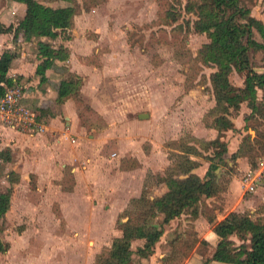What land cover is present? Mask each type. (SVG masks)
<instances>
[{
	"label": "rangeland",
	"instance_id": "1",
	"mask_svg": "<svg viewBox=\"0 0 264 264\" xmlns=\"http://www.w3.org/2000/svg\"><path fill=\"white\" fill-rule=\"evenodd\" d=\"M39 1L52 6L74 4L78 9L72 25L58 30L50 40L67 50V58L57 62L53 73L70 79L72 91L67 100L61 98L66 100L62 109L59 100L40 109V121L45 118L50 123L52 116L60 115L56 127L44 130L53 133V148L63 151L53 166L60 168L61 177L66 168L78 176L71 190H67L71 188L68 175L62 187L57 178L45 182L47 167L41 163L50 154L39 157L44 148L39 143L41 133L20 128L26 132H20L24 139L17 142L0 123V190L11 186L12 193L9 208L0 217V264H108L111 242L121 233V223L129 216L137 219L142 209L131 198L126 205L121 202L123 209L115 216L108 205L115 207L124 193L125 198L142 185L146 196L159 192L162 177L188 157L197 161L199 171L211 160L218 162L217 200L225 174L236 172L247 194L253 193L245 191L248 173L257 174L256 187L263 184L264 89L257 90V110L251 112L247 101L241 100L237 108L229 109L231 128L214 126L221 111L211 79L217 66L203 60L200 50L210 41L209 33L196 30L197 12L186 8L187 2L194 5L198 0ZM242 3L264 23V0ZM9 11L3 18L5 25L17 24L24 13L21 4L11 3ZM253 35L261 40L257 32ZM16 42L18 51L24 46L35 52L36 38L22 35ZM249 55L253 68L264 70V52L250 48ZM228 79L242 87L244 72L233 68ZM51 93L54 97L55 92ZM62 111L70 117L69 123ZM141 112L148 116L139 117ZM217 136L227 144L225 161L215 155L219 145L210 142ZM33 157L37 165L27 162ZM90 157L91 164L96 158L99 163L87 172L88 166L81 165ZM33 170L36 174L31 176ZM122 175L144 181L131 182L134 189L110 188L107 183L118 182ZM15 177L17 182L12 180ZM86 187L89 190L83 192ZM105 190L112 191L114 199H108ZM205 205L203 210L210 215L213 208ZM259 211L264 219V207ZM187 234L185 239L174 236L159 264H182L196 241L194 233ZM204 247L198 250L205 253Z\"/></svg>",
	"mask_w": 264,
	"mask_h": 264
},
{
	"label": "trees",
	"instance_id": "2",
	"mask_svg": "<svg viewBox=\"0 0 264 264\" xmlns=\"http://www.w3.org/2000/svg\"><path fill=\"white\" fill-rule=\"evenodd\" d=\"M25 4V13L16 25L3 26L0 22V32L13 33L14 47L4 50L0 55V81L10 86L17 81L23 84L20 77L15 79L6 75L12 60L17 55L20 45L16 42L22 35L36 38L39 69L44 70L56 60H65L67 50L62 45L55 46L51 39L57 37L58 30H64L72 25L73 17L78 12L77 6L47 5L39 0H16ZM187 10L197 12L195 28L209 33L210 41L205 43L200 53L204 61L215 63L216 71L211 73L216 105H220V114L215 118L217 129L231 128L233 123L228 118L230 108H237L239 103L247 101L251 112L257 110V90L264 89V70L253 68L250 60V48L261 49L264 52V23L251 15L250 9L242 0H198L186 5ZM257 32L259 40L253 33ZM235 69L244 72L243 86L236 87L228 79V73ZM73 82L62 79L59 84V99L68 97ZM0 85V90H2ZM219 145L215 155L224 160L227 144L215 137L212 141ZM221 146V147H220ZM9 157V155L7 154ZM212 158V156H211ZM168 171L171 186L160 196L149 198L145 194L132 198L133 203L142 206L138 209V218L131 217L121 223V235L116 236L111 244L108 264H129L133 262V253L139 258L148 257L152 253L155 242L162 233L163 223L178 216L184 209H190L191 215H196L204 198L216 194L218 187L215 181V170L218 162H209L206 172L201 177L192 169L198 165L190 157L184 163ZM179 172L187 174L182 179H173ZM13 182L17 177L12 179ZM11 180V182H12ZM12 182V183H13ZM11 186L0 190V217L4 216L10 206ZM201 203V204H200ZM134 211V210H133ZM132 212V211H130ZM135 212V211H134ZM132 212V213H134ZM162 214L160 221L154 217ZM212 220V219H211ZM216 236L215 250L212 256L222 264H264V219L252 217L248 212L229 211L222 219L214 223ZM236 235L240 242L232 239ZM139 239L141 244L131 246L132 240ZM134 247V248H133ZM164 259V258H163ZM136 264H141L136 262Z\"/></svg>",
	"mask_w": 264,
	"mask_h": 264
},
{
	"label": "crops",
	"instance_id": "3",
	"mask_svg": "<svg viewBox=\"0 0 264 264\" xmlns=\"http://www.w3.org/2000/svg\"><path fill=\"white\" fill-rule=\"evenodd\" d=\"M11 3L21 4L24 10V13H25V7L23 5L24 4L23 2H19L16 0H4V2L0 1V22L3 26H7L11 24L8 21L9 24L5 25L4 22H7V21H4L3 19L11 14L9 11L11 9ZM24 13H23V16H24ZM7 38L9 39V41L6 42ZM11 39H13L12 31L0 32V55L4 50L13 49L12 46L14 42L12 43ZM25 40H28V39H24V42H26ZM37 53H38L37 46L35 47L34 53H32L31 51L24 50V46H23L21 50L17 52V55L15 56V58L12 60L11 65L9 69L7 70L6 75L13 79H15L18 76L20 77V80L23 81L24 88H23V95L21 97V102L23 104L42 109L43 107H49L53 103L54 104L57 103V101L59 100L60 105L58 106H61V109H62L63 108L62 105L65 103L64 101H66L68 97L62 98V99H66L64 101H62L61 98L59 99V94H58L59 84L63 78L56 77L53 72L54 70H56L55 67H57V62H60L63 60H56L51 66L46 67L44 70H40L38 67L40 58ZM52 91L55 92L53 93L54 97H52V93H51ZM58 106L56 105L55 108H57ZM62 112L64 114L66 122L69 123L70 117L67 116V114H65L64 111ZM59 116H60L59 113L55 114V116H52L50 123L47 121V119L44 118L41 129L36 130L34 134L37 135L41 133V136L43 139L42 140L39 138V140H42L41 142L36 140L37 142L44 144L43 151L40 153L39 157L42 158V155L44 153L50 154L49 158L47 157L43 158L44 161L46 159L45 162L42 161L43 163H41V161H39V163L47 167V173H45L46 174L45 182L52 183V182H55V178H57V179H60L59 185L61 184V187H62V181L65 177L67 178V175H68L69 177L68 180H70V177H71V188L67 190H71L72 187L74 189L76 188V183L74 184L75 182L74 177L76 178L78 175H76V172L74 173V175H72L71 171L70 170L68 171L69 168H66L67 170H65L64 175L61 177L60 168L59 167L55 168L53 166V163L57 162L54 159H60V157H63V151H61L59 147L53 148V145L51 142L52 138H50V135H53V133H51L50 131L49 132L44 131L46 129H51L52 127H56V120L58 119ZM2 127L5 128L6 134L11 135V139L16 140L17 142L24 139L21 133H25L26 131H22L18 127H12L7 124L2 125ZM72 144L75 145V143H72ZM91 159H92L91 157L88 158L87 161H85L84 165H81V168H84V169L86 168V166H88L87 172H91L93 167H95L96 165L95 163H97L98 161V158H96L95 160L92 161V164H91L90 162ZM27 162L28 163L32 162L33 164H36V165L38 164L37 162H35L34 157L32 158V160H27ZM64 165H65L64 162L61 163V167H64ZM208 165L209 163L207 164V167ZM196 167L197 166H195L192 169V172H195L199 176L202 177L204 173L206 172L207 167L203 171H199ZM74 169L77 170L78 167H74L72 170ZM34 174H36V171L33 170L31 176ZM126 174H131V173L128 172ZM100 176L104 178V175H100ZM185 176H187V174L179 172L173 176V179L179 180V179L184 178ZM130 177H131L130 175H122V177L119 179L118 182L116 180V183L112 181L110 184L109 183L107 184L111 186L110 188H112L113 190L117 189L116 186H119L118 189L120 190L121 189L127 190L129 188H132V189L135 188V186L133 187L130 186L131 182L136 181V183H139V182L142 183V181H144L142 179L140 180V178L136 179V178H130ZM168 177L169 176L162 177L161 181L159 182V188H160L159 192L157 193L153 192V194H149V196L148 195L147 196L150 198H153V197L160 196L163 192H165L171 186V181H170V178ZM223 177H225L224 185L222 184V188L220 191V198L218 200L215 198L214 195L208 196L204 198L203 204L200 203L201 205L199 206L198 212L196 215H191L190 209H184L178 216H175L171 218L168 222L163 223L162 233L159 239L155 242L152 253L149 254L148 257L139 258L140 259L139 261H137L138 256H136V254L133 253L132 256L134 260L136 262H140L141 264H159L160 262H162L163 258H165V256L167 255L166 250H167V247H169L168 243L173 240L174 236L176 234H179L182 239H185L188 235L187 232H190V233L195 234L196 241L194 242L189 254L183 258L182 264H222L212 259V256L215 250V243H216V236H214L213 229H212L214 223L222 219L229 211H232V210H237L241 212L249 211L248 213H251V214L255 213V216H259L260 215L259 209L261 207H264V178L261 179L263 184L261 185L259 184L257 187H256L257 183L254 182L253 183L254 188L252 190L253 193L247 194L243 191L240 176H238L236 172L233 174H230V173L225 174ZM256 177H257V174L253 178H256ZM250 180L251 179H249V181ZM15 182H17V180ZM103 183H105V181H103L102 184ZM98 184H99V181H98ZM94 187L95 185L92 188ZM113 187L116 189H114ZM144 187L142 185V187L140 188L138 192L127 193L125 198H124V195H125L124 193L122 195L123 197L121 198V201L119 203H118V200L116 201L115 207L108 205L107 208L110 209L111 212H113L112 213L113 215L117 216L120 210L123 209V206L126 205L127 202L125 201H129L131 198L139 197L143 193ZM61 190L65 191V189H61ZM85 190H89V189H87L86 187L83 192H85ZM104 192H106V197H108V199H114L112 191L105 190ZM100 195L101 194L98 193V197H100ZM84 196H88V195H84ZM122 201L125 202L124 205H121ZM10 202H11V198H10ZM205 203L211 206V209L213 208L210 215L206 214L205 210H203L206 206ZM214 206H217V207H214ZM156 218L162 219V214H159ZM120 235L121 233L120 234L118 233L117 236H120ZM232 239L236 242V244L240 242V240L238 239L236 235L232 236ZM137 244H141L139 239L132 240L131 246H136ZM200 245L205 246L204 247L205 253L200 252L198 250Z\"/></svg>",
	"mask_w": 264,
	"mask_h": 264
},
{
	"label": "built area",
	"instance_id": "4",
	"mask_svg": "<svg viewBox=\"0 0 264 264\" xmlns=\"http://www.w3.org/2000/svg\"><path fill=\"white\" fill-rule=\"evenodd\" d=\"M2 90H0V122L22 129L38 130L43 120L40 121L41 111L39 108L31 107L21 102L24 85L14 81L7 86L4 81H0ZM244 177L245 191H252L255 181V175ZM249 179H251L249 181Z\"/></svg>",
	"mask_w": 264,
	"mask_h": 264
},
{
	"label": "water",
	"instance_id": "5",
	"mask_svg": "<svg viewBox=\"0 0 264 264\" xmlns=\"http://www.w3.org/2000/svg\"><path fill=\"white\" fill-rule=\"evenodd\" d=\"M145 116H148V113L147 112H141V113H139V117H145Z\"/></svg>",
	"mask_w": 264,
	"mask_h": 264
}]
</instances>
